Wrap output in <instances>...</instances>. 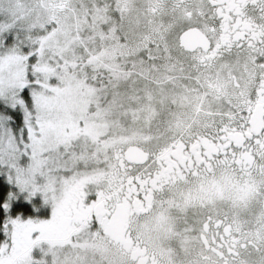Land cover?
Returning a JSON list of instances; mask_svg holds the SVG:
<instances>
[{"label": "rangeland", "instance_id": "rangeland-1", "mask_svg": "<svg viewBox=\"0 0 264 264\" xmlns=\"http://www.w3.org/2000/svg\"><path fill=\"white\" fill-rule=\"evenodd\" d=\"M155 1L0 0V104L22 120L15 131L0 115V175L34 210L3 222L0 264H123L97 230L56 222L88 184L100 193L139 134L208 124L200 115L210 110L187 94L200 79L177 50L180 25L153 13ZM263 177L224 172L216 184L254 214ZM255 232L260 249L247 264H264Z\"/></svg>", "mask_w": 264, "mask_h": 264}, {"label": "flooded vegetation", "instance_id": "flooded-vegetation-1", "mask_svg": "<svg viewBox=\"0 0 264 264\" xmlns=\"http://www.w3.org/2000/svg\"><path fill=\"white\" fill-rule=\"evenodd\" d=\"M161 12L179 23L177 50L200 79L187 94L203 100L212 117L200 115L208 120L200 130L139 134L142 145L114 156L100 193L88 184L55 226L97 230L123 264H247L260 249L259 234L250 231H264V196L250 214L216 177L264 176V0H156L153 13ZM191 30L186 50L180 36ZM256 109L261 122L253 127ZM131 148L144 159L127 161ZM109 227L119 231L117 240Z\"/></svg>", "mask_w": 264, "mask_h": 264}, {"label": "trees", "instance_id": "trees-1", "mask_svg": "<svg viewBox=\"0 0 264 264\" xmlns=\"http://www.w3.org/2000/svg\"><path fill=\"white\" fill-rule=\"evenodd\" d=\"M11 107L8 108L0 104V115L6 117L15 131L20 130L22 128L20 110L17 107ZM15 195L16 193L12 190L11 185L3 175H0V244L5 239L1 226L8 217L34 215L33 205L24 201L21 197L16 198Z\"/></svg>", "mask_w": 264, "mask_h": 264}, {"label": "water", "instance_id": "water-1", "mask_svg": "<svg viewBox=\"0 0 264 264\" xmlns=\"http://www.w3.org/2000/svg\"><path fill=\"white\" fill-rule=\"evenodd\" d=\"M195 32L193 30L185 32L184 34H182L180 36V46L184 47L186 50H192L190 47V45H188V41L193 39V34ZM261 122V113L259 111V109H256L253 117H252V121L251 124L253 127H255L256 125H258ZM124 157L127 161L132 162V158H134L135 160H137L138 162L141 161L142 159H144V155L142 154V152L138 151V150H132L129 149L124 153ZM262 210H263V215H264V203L262 206ZM122 212V206L117 208V213H116V217L118 218L121 215ZM120 229V227H119ZM106 234L109 235L111 238L117 240V235H119V231H117V229L115 228H110L106 230Z\"/></svg>", "mask_w": 264, "mask_h": 264}]
</instances>
